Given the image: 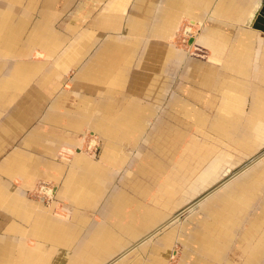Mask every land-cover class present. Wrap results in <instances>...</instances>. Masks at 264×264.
Masks as SVG:
<instances>
[{"label":"crops","instance_id":"1","mask_svg":"<svg viewBox=\"0 0 264 264\" xmlns=\"http://www.w3.org/2000/svg\"><path fill=\"white\" fill-rule=\"evenodd\" d=\"M263 3L0 0V264H264Z\"/></svg>","mask_w":264,"mask_h":264},{"label":"rangeland","instance_id":"2","mask_svg":"<svg viewBox=\"0 0 264 264\" xmlns=\"http://www.w3.org/2000/svg\"><path fill=\"white\" fill-rule=\"evenodd\" d=\"M187 27V25L185 26V25H183V27H181L179 30H178V32H177V35H176V37L174 38V43H175V45L176 46H179L181 49H183L185 52H187L189 55L190 54H193V56L192 57H194V54L196 53V51H194V49L193 48H190V43H189V36H188V34H186L185 33V28ZM198 29H200L199 27H195V28H193V35H197L195 38H199V34H200V30H198ZM200 31V32H199ZM191 56V55H190ZM263 117H264V115H263ZM175 126V125H174ZM180 126L181 125H176V128H178L177 130H179L180 129ZM244 127H245V125H239V128H238V132L239 131H242V130H244ZM246 128V127H245ZM235 129H237V128H235ZM181 130L182 131H188V132H191V133H195V134H197L198 136H196V137H192V141H194L193 139L195 138V139H199V141L200 140H209L210 142L211 141H213V142H215L216 140H215V138H217V139H220V140H223V142H225V143H227L230 147H225V150L227 151V152H231V153H235V152H237V149L238 150H240V146H238V144H239V142H238V140L236 139V137H229L230 135L232 136V133H229V132H227L228 134V136L226 135V138L227 137H229V138H225V139H222V138H220L219 137V131H217V130H215V132L213 131H205L203 128H196L194 125L192 126V125H187V124H183V126H181ZM256 135H257V133H255ZM236 135V134H235ZM234 135V136H235ZM237 136V135H236ZM215 141H214V140ZM263 139V138H262ZM171 142H173V141H171ZM175 143H177V144H181V149L183 148V147H185L186 146V143H188V139H186V140H175ZM262 143V142H261ZM98 145V144H97ZM99 147H100V145H99ZM223 147V145H221V143H220V148H222ZM226 148H229V149H226ZM235 149V150H234ZM180 151H178V153H179ZM177 153V154H178ZM168 154V153H167ZM258 154H264V153H261L260 151L258 152ZM235 157H233V159L235 160V162L237 161L238 163L240 162V164H244V163H246V162H248V160H249V158H251V157H249V156H244V155H241V156H238V155H234ZM257 156H259V155H257ZM232 158V157H231ZM239 160V161H238ZM254 161L255 159L254 158H252L251 159V161ZM256 162V161H255ZM39 182H41V181H39ZM53 183V182H52ZM54 185H55V183H53ZM33 195V192L32 193H30L29 194V196L31 197V198H35V197H33L32 196ZM166 195H168V193L166 194ZM182 207H185V206H182ZM180 247H176V249L177 250H180L179 249ZM177 260V257L175 258V259H173L172 260V262L174 263L175 261Z\"/></svg>","mask_w":264,"mask_h":264},{"label":"built area","instance_id":"3","mask_svg":"<svg viewBox=\"0 0 264 264\" xmlns=\"http://www.w3.org/2000/svg\"><path fill=\"white\" fill-rule=\"evenodd\" d=\"M195 27L193 26V28ZM188 28H190V30H188ZM191 28L192 26L187 25V27L185 28V33L188 34L189 36L190 48H194V46H192L193 44L191 43L194 41L197 35H193L192 33L193 30ZM198 30L201 31V29H198ZM190 55L193 56V54H190ZM98 148H99V145H97V142L95 140H89L87 142V149H88L87 153L89 154L94 153ZM56 191H57V187L52 182L41 181V182H38L37 185L35 186L34 190L32 191L33 192L32 196L35 197L34 198L35 200L42 202L44 205L50 208L52 207V205L54 204L56 200Z\"/></svg>","mask_w":264,"mask_h":264},{"label":"bare ground","instance_id":"4","mask_svg":"<svg viewBox=\"0 0 264 264\" xmlns=\"http://www.w3.org/2000/svg\"><path fill=\"white\" fill-rule=\"evenodd\" d=\"M192 30H193V28H191ZM188 30H190V28H188ZM262 111V110H261ZM260 112V111H259ZM261 117V116H260ZM257 119V118H256ZM255 119V120H256ZM235 124V123H234ZM248 124V123H247ZM250 124V123H249ZM231 125V124H230ZM253 127V126H252ZM251 133V132H250ZM256 133H257V136L260 138H263L262 139V142H263V146H262V148L264 147V124H260L259 125V127L257 128V130H256ZM249 134V133H248ZM252 134V133H251ZM251 136V135H250ZM253 136V135H252ZM240 140V139H239ZM243 143V142H242ZM255 144V143H254ZM253 145V144H252ZM249 146V145H248ZM254 146V145H253ZM254 149V148H253ZM252 149V150H253ZM249 150H251V149H249ZM254 161L253 162H257V161H259V160H261V159H264V154H261V155H259V156H256V157H254ZM218 170V169H217ZM120 261V258L119 259H117L116 261H115V263L114 264H116V263H118Z\"/></svg>","mask_w":264,"mask_h":264},{"label":"water","instance_id":"5","mask_svg":"<svg viewBox=\"0 0 264 264\" xmlns=\"http://www.w3.org/2000/svg\"><path fill=\"white\" fill-rule=\"evenodd\" d=\"M253 27L256 29V30H259L261 31L262 33H264V3L263 5L261 6L260 10L258 11V14L256 16V19H255V23L253 25ZM230 172V171H229ZM228 172V173H229ZM227 173V174H228ZM226 174V175H227Z\"/></svg>","mask_w":264,"mask_h":264}]
</instances>
